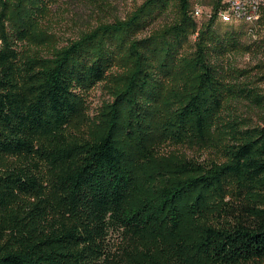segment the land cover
I'll list each match as a JSON object with an SVG mask.
<instances>
[{
	"label": "trees",
	"instance_id": "obj_1",
	"mask_svg": "<svg viewBox=\"0 0 264 264\" xmlns=\"http://www.w3.org/2000/svg\"><path fill=\"white\" fill-rule=\"evenodd\" d=\"M57 2L0 0V264H264V26L144 0L58 48Z\"/></svg>",
	"mask_w": 264,
	"mask_h": 264
},
{
	"label": "rangeland",
	"instance_id": "obj_2",
	"mask_svg": "<svg viewBox=\"0 0 264 264\" xmlns=\"http://www.w3.org/2000/svg\"><path fill=\"white\" fill-rule=\"evenodd\" d=\"M144 0H58L47 18V26L57 37L58 48L68 44V42L77 39L83 33L96 27L101 23H109L115 20H123L130 15ZM206 0H192V11L195 15V7H201V15L196 19L199 23L207 21L212 14V7L204 5ZM209 2V0H208ZM174 14L171 12L164 19L156 22L151 29H159L168 24L173 19ZM219 16L216 28L223 34L224 32L234 29L241 32L240 40L243 44H251L254 39L247 33L246 25H242L243 21L236 20L235 22H226ZM228 23V24H227ZM233 25H230V24ZM262 56L254 53L238 51L231 53L224 60L227 66H232L237 69L250 70L255 67ZM259 87H264L260 85ZM108 97L101 87H98L91 96L92 113L96 112L104 100ZM245 107L241 106L240 111L245 112ZM256 121L259 122L258 113H251Z\"/></svg>",
	"mask_w": 264,
	"mask_h": 264
},
{
	"label": "built area",
	"instance_id": "obj_3",
	"mask_svg": "<svg viewBox=\"0 0 264 264\" xmlns=\"http://www.w3.org/2000/svg\"><path fill=\"white\" fill-rule=\"evenodd\" d=\"M262 10H264V0H221L218 17L229 16L234 20H244L250 22V26H255V15L262 14ZM201 13V7L196 6L194 17H199Z\"/></svg>",
	"mask_w": 264,
	"mask_h": 264
},
{
	"label": "bare ground",
	"instance_id": "obj_4",
	"mask_svg": "<svg viewBox=\"0 0 264 264\" xmlns=\"http://www.w3.org/2000/svg\"><path fill=\"white\" fill-rule=\"evenodd\" d=\"M222 20L225 22H235L234 18H230L229 16H221ZM243 21V25H246L247 33L253 37V39H257L259 37V31L264 26V10H262V14L255 15V26H250V22ZM244 25V26H245Z\"/></svg>",
	"mask_w": 264,
	"mask_h": 264
}]
</instances>
